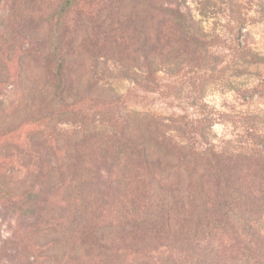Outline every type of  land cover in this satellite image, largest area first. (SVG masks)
I'll return each instance as SVG.
<instances>
[{"label": "rangeland", "instance_id": "1", "mask_svg": "<svg viewBox=\"0 0 264 264\" xmlns=\"http://www.w3.org/2000/svg\"><path fill=\"white\" fill-rule=\"evenodd\" d=\"M32 1H6L22 8L10 18L39 21L28 37L51 35L46 46L57 45L58 30L48 18L60 11L56 1ZM69 1L59 29V88L73 114L62 103L55 107L64 117L46 118L58 81L36 61V53L24 59L23 67L6 61L1 68L0 182L15 187L26 169L41 167V179L51 187L50 214L37 226L19 221L0 203V243L13 247L15 234L20 236L18 264L33 258L35 264H264V249L239 244L232 224L212 220L215 210L205 226L202 205L207 199L216 202L218 189L213 179L200 180L204 159L199 155L207 148L227 154H256L260 148L264 0H184L214 42L197 57L187 49L178 58L156 51H147V57L137 50L141 41H151L159 19L139 20V26L126 21L130 5L140 8L142 0H59ZM4 3L0 0V6ZM119 36L128 41H116ZM22 71L30 87H48L46 95L19 91L14 76L20 78ZM157 119L169 123L164 132ZM187 194L193 199L181 202ZM150 211L163 221L160 233L152 230L156 223L131 219ZM183 212L205 233L162 246L177 237ZM51 216L62 221L54 227L47 223ZM239 216L238 229L245 213ZM208 227L213 233L220 227L221 236ZM96 235L110 250L89 249ZM0 264H15V259Z\"/></svg>", "mask_w": 264, "mask_h": 264}, {"label": "trees", "instance_id": "2", "mask_svg": "<svg viewBox=\"0 0 264 264\" xmlns=\"http://www.w3.org/2000/svg\"><path fill=\"white\" fill-rule=\"evenodd\" d=\"M8 0H5V3L0 6V51L4 53L5 56H2L0 59V70L2 67L6 66V63L9 61L17 62L19 67L25 65V58L28 55H31L33 52L36 53V61H39L44 67H46L47 73L52 75L54 79L58 81L54 94L52 95V101L54 108L47 114V119L64 117V113L60 108H56L55 105H60L64 103L65 107L69 108L68 112H72V104H67L63 96L62 90L59 88L60 82L62 80V62L60 60L62 54V48H60V40L62 35H60L59 29L63 23L62 16L66 7L71 3L56 1V10L58 11L56 17L49 16V21L51 26L57 27V40L58 43L55 46L47 47V43L50 42L51 35L36 36L35 41H31V37H28V31L36 30L39 21L33 19H28L27 21L23 19H11L10 16L13 13H16L18 10H21V6L7 5ZM16 0H13V2ZM38 0H33L36 2ZM42 0H39L41 2ZM143 5L137 7L136 3L130 5V10L127 14V22L131 25L138 24L141 21L146 19H151L154 17H159L155 23L157 27L154 29V35L151 38L150 42H140L137 50H141L143 53H146L147 57H150L147 53L149 52H159L164 54V56L178 58L189 50L193 53L192 57H197V51H205V48L212 45L214 40L206 37L204 29L199 26V21L195 18V15L190 11L185 4L184 0H166L164 5H161L160 0H142ZM25 3V2H23ZM28 4V3H27ZM31 4V3H30ZM28 4V5H30ZM137 8L139 10H137ZM46 13L45 8H41ZM6 11L8 15H6ZM27 12L31 15L32 11ZM35 12V11H34ZM153 20V19H152ZM141 25V24H140ZM39 26V25H38ZM137 27V26H136ZM32 33V32H31ZM146 36H144L145 38ZM116 38V37H115ZM122 40L124 42L128 41V38L119 36L116 41ZM73 41V40H72ZM72 41L68 43V46H71ZM175 44H178L175 47ZM242 54H248L247 49L244 46L241 47ZM251 52V51H250ZM33 55V54H32ZM254 58H261L260 56L256 57L254 54H250ZM191 57V56H190ZM171 59V58H169ZM196 58H194L195 60ZM193 60V59H191ZM8 61V62H6ZM3 76L2 70L0 71V91L2 94V82L5 81V78L1 79ZM7 78V77H6ZM15 83L18 90L24 94L27 91V96L32 95V93L38 92L42 95H46L48 87L44 84L34 86L29 83L25 71L21 72V77L17 75L14 76ZM50 99V100H51ZM2 105V100L0 101ZM52 105V106H53ZM73 114V112L71 113ZM70 115V114H69ZM158 120V125L168 126L167 121L161 119ZM164 134V133H163ZM260 137L257 135L256 138ZM260 148L256 154H227L224 152L217 151L213 148H207L202 152L201 160L204 159L203 172L201 173V181H208L213 179L214 184L216 185L218 191L216 197H218L216 202H211L208 199L204 201L202 205V212L205 216V226L209 225L210 212L215 210L216 214L213 217V221L218 224H223L224 226H230L235 228L234 232L236 238L240 241L239 244H244V247L250 245L252 247L261 246L264 249V215L263 206H264V138L258 142ZM183 149H186L185 146H182ZM23 168L27 166L21 165ZM43 177V172L41 167H35L31 169H26L22 180L17 182L15 187H11L6 183L0 182V203L8 211H12L14 214H18L19 221L26 223L32 222L34 225L45 223V217L50 214L48 210V199H49V189L51 184L46 183L41 178ZM206 177V179H205ZM193 199L191 194L181 196L180 200ZM183 205V204H182ZM238 209H241L240 214L237 215ZM184 211V209H181ZM245 213L243 220L244 225L237 228L236 223L241 224L237 221L239 215ZM261 213V214H260ZM136 214V213H135ZM189 214L183 212V226L178 231L177 237H175L170 244L162 243V246H173L175 243H182L186 240L189 235L190 238H196V236L202 235L205 233L204 229H201L200 224H196L195 228L189 223ZM212 217V216H211ZM210 217V218H211ZM62 218V217H61ZM60 217H50L51 222L48 224H53L57 226L62 221ZM143 220H142V219ZM141 218L132 214V220H138L140 224L150 222L151 224H157L158 228L155 226L152 230H155L154 233H160L159 230L160 223L163 222L160 220L157 212L150 211L146 213ZM242 218V217H241ZM53 221V222H52ZM237 221V222H236ZM186 222V224H185ZM138 223V222H137ZM36 225V226H37ZM148 227V226H147ZM214 227H208L213 236L220 234V227L217 228V231L213 233ZM158 229V230H157ZM224 227H222V230ZM238 229V230H237ZM149 233H152V230L146 229ZM168 232V231H167ZM166 232V233H167ZM188 234V237H187ZM224 234V233H223ZM16 237V240H15ZM21 238L19 235L14 236V245L9 247L7 244L0 243V263L2 259H15V264H18L17 259L20 257L19 250L21 248ZM106 242V241H104ZM103 242V237H98L96 235L95 242L91 244L90 248L96 247L104 248L105 250H110L108 246ZM139 247V246H138ZM233 246L229 249L232 250ZM250 248V247H249ZM120 247L117 248L119 250ZM171 258L174 263H176L177 258L168 256ZM36 259H28L24 264H35Z\"/></svg>", "mask_w": 264, "mask_h": 264}]
</instances>
